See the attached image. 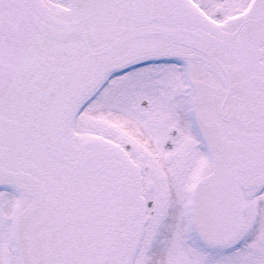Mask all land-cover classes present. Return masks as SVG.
Listing matches in <instances>:
<instances>
[{
	"label": "snow or ice",
	"instance_id": "obj_1",
	"mask_svg": "<svg viewBox=\"0 0 264 264\" xmlns=\"http://www.w3.org/2000/svg\"><path fill=\"white\" fill-rule=\"evenodd\" d=\"M0 264H264V0H0Z\"/></svg>",
	"mask_w": 264,
	"mask_h": 264
}]
</instances>
